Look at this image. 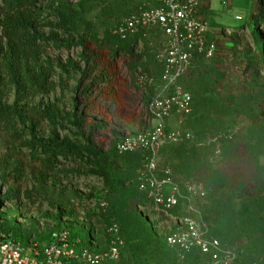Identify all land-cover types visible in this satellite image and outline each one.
Masks as SVG:
<instances>
[{
    "label": "rangeland",
    "instance_id": "374dc122",
    "mask_svg": "<svg viewBox=\"0 0 264 264\" xmlns=\"http://www.w3.org/2000/svg\"><path fill=\"white\" fill-rule=\"evenodd\" d=\"M259 1L264 2H204L202 16L209 23L206 40L215 47V54L211 59L201 57L191 62L179 81L191 96L190 112L175 113L166 122L167 131L184 132L189 138L163 147L156 158L157 169L170 168L180 187L179 204L174 213L185 215L189 207H194L205 225V236L219 242V250L208 255L194 251L189 264H211L215 260L220 264L229 260L230 264H237L241 249L246 250L242 257L244 264L254 262L247 252L257 237L251 233L253 230L234 234L232 242L224 241L214 235L206 213L213 204L225 206L231 217L242 208V199L254 195L264 199V26L257 31L250 26V16ZM69 6L79 12V31L90 30L105 39H112L116 24L134 8L131 0H49L42 4V9L45 13ZM254 34L260 36L258 41ZM164 46L165 37L160 32L151 30L145 36L140 34L136 52L144 55L147 65L148 73L143 76L154 84L150 89L142 85H138V90L130 87L122 110L96 99L97 89L92 90L90 100H86L85 75L72 74L63 94L58 89L46 95L28 94L17 86L0 89V99L6 105L39 106L55 102L64 114L78 110L85 118L104 123L110 132L88 127L78 132L66 123L58 132L61 139L79 146L87 141L103 155L116 153L119 157L117 184L109 188L97 178L73 174L72 171L85 174L88 168L82 164H63L52 176L50 173L44 178L39 164L28 162V150L20 148L23 141L30 139L31 132L37 138H46L51 126L31 115L24 122L14 120L0 124V216L3 223L17 225L27 239L42 245L60 230L80 233L91 228L101 237L100 247L105 229L114 220L126 248L121 258L111 264H178L179 252L176 254L164 244L172 223L147 214L155 225L153 233L146 228L137 210L143 197L130 180L140 169L143 172L145 163L142 166L138 151L120 152L111 147L152 126V119L145 115L144 108L164 84L158 59ZM78 54V50L47 51L54 64H63L67 58L77 60ZM54 80L58 83V75ZM92 99L94 111L87 108ZM191 164L193 168L189 167ZM15 167L26 173L19 182H15L13 175ZM10 195L13 200L9 201ZM255 213L254 219L264 222V207ZM238 235H242L239 240ZM258 263L264 264V256Z\"/></svg>",
    "mask_w": 264,
    "mask_h": 264
},
{
    "label": "trees",
    "instance_id": "16d2710c",
    "mask_svg": "<svg viewBox=\"0 0 264 264\" xmlns=\"http://www.w3.org/2000/svg\"><path fill=\"white\" fill-rule=\"evenodd\" d=\"M47 1L49 0H0V89L17 86L22 92L36 95L54 93L58 89L63 94L72 74L85 75L88 81L83 92L86 100H90L91 91L97 89L96 99L111 103L117 110H122L125 108V100L130 87L138 90L140 88L138 85L147 87V89L153 86L154 83L149 84L143 80V74L148 73V69L143 61L144 55L136 52L142 33L121 40L115 35H112V39H105L90 30L81 32L78 29L79 12L75 7L56 8L52 11L50 9L44 13L42 4ZM131 1L134 8L128 17L135 15L141 6L140 2ZM250 21V26L256 31L259 27L264 26V2H258L257 9L250 16ZM254 37L258 41L260 36L254 34ZM48 50L59 52L78 50L79 54L77 60L67 58L63 64H54L47 56ZM57 75L58 83L54 80ZM1 93L2 91H0ZM87 108L94 111L93 99ZM28 115L44 120L51 126V132L46 138H37L31 132L30 139L23 141L20 148L28 150V162L39 164L44 178L50 173L52 176L63 164H82L88 168L85 174L72 171L73 174L97 178L107 188L117 184L118 170L116 166L119 157L116 153L105 156L96 146L87 141L84 146H79L61 139L58 132L62 129L63 123L78 132L86 127L110 132L104 123H96L87 119L82 112L78 113V110L72 114H64L55 102L39 106L6 105L0 99V124H8L14 120L24 122L28 119ZM118 144L112 145V150H118ZM138 153L143 166L146 155L143 152ZM189 167L193 168V164ZM15 169L13 174L15 182H19L26 173L18 167ZM141 172L140 169L136 177L134 176L130 181L143 197L137 205L139 216L146 228L154 233L155 225L150 222L147 214L151 217L156 215L152 211L147 194L140 191L138 187V178ZM254 196L242 199L240 201L243 204L242 208L231 217L225 206L215 207L211 204L206 213V219L211 222L214 235L224 241L232 242L234 234H241L252 229L251 233L257 237L252 240L253 244L247 252L248 256L254 259L251 264H259L258 262L264 256V222L261 223L254 218L257 215L255 212L263 209L264 199L257 195ZM8 199L9 201L13 200V196L10 195ZM1 218L0 216V230L12 233L13 238L24 245L30 241L17 225H6ZM58 223L61 224L60 220ZM113 223L116 222L113 220L108 226ZM69 233L71 237L79 238L83 244H87L91 240V236L97 232L90 228L80 233ZM241 236H237L238 240ZM104 238L106 239L107 236L103 235L102 239ZM121 240L124 243L121 251L122 256L126 244L122 238ZM164 244L166 245L165 239ZM240 252L237 264H244L242 257L246 250L241 249ZM191 255L193 252L178 253L180 259L178 264H189L188 261L192 259Z\"/></svg>",
    "mask_w": 264,
    "mask_h": 264
},
{
    "label": "built area",
    "instance_id": "2783aa9c",
    "mask_svg": "<svg viewBox=\"0 0 264 264\" xmlns=\"http://www.w3.org/2000/svg\"><path fill=\"white\" fill-rule=\"evenodd\" d=\"M141 6L135 15L120 20L114 35L121 40L136 34L156 30L165 37V46L158 56L162 64V90L144 108L152 119V126L134 137L121 141L118 151L145 153V166L138 178L139 190L147 194L155 215L172 223L165 235L166 245L181 254L198 252L208 255L219 250V242L205 236V225L199 212L189 207L185 215L174 213L179 204L180 187L170 168L157 169L159 151L170 144L188 139L187 133L167 131L166 122L171 115L188 114L191 96L179 84L191 62L196 58L211 59L215 47L206 40L209 23L202 16L206 0H136ZM241 20V17H236ZM151 84L152 80L143 76ZM103 246L98 233L91 236L87 244L71 237L63 229L54 233L50 241L42 245L36 240L26 245L16 241L12 233L0 230V264H111L120 259L124 243L116 224L104 231ZM230 257V254H226ZM225 262L227 261L224 260ZM231 260L226 264H230ZM211 264H220L215 260Z\"/></svg>",
    "mask_w": 264,
    "mask_h": 264
}]
</instances>
